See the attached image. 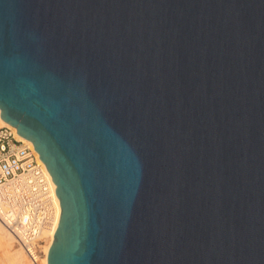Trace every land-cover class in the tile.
I'll use <instances>...</instances> for the list:
<instances>
[{
    "label": "water",
    "instance_id": "95a60500",
    "mask_svg": "<svg viewBox=\"0 0 264 264\" xmlns=\"http://www.w3.org/2000/svg\"><path fill=\"white\" fill-rule=\"evenodd\" d=\"M0 116L47 264H264V0H0Z\"/></svg>",
    "mask_w": 264,
    "mask_h": 264
},
{
    "label": "built area",
    "instance_id": "2783aa9c",
    "mask_svg": "<svg viewBox=\"0 0 264 264\" xmlns=\"http://www.w3.org/2000/svg\"><path fill=\"white\" fill-rule=\"evenodd\" d=\"M56 217L54 192L34 146L0 126V220L32 264L44 254Z\"/></svg>",
    "mask_w": 264,
    "mask_h": 264
},
{
    "label": "bare ground",
    "instance_id": "6f19581e",
    "mask_svg": "<svg viewBox=\"0 0 264 264\" xmlns=\"http://www.w3.org/2000/svg\"><path fill=\"white\" fill-rule=\"evenodd\" d=\"M1 125H10L12 126L17 133V129L16 126L10 124L8 121L4 120L1 116H0V126ZM18 138L29 142L30 144L33 145V142L31 139H28L24 136H21L17 133ZM34 146V145H33ZM36 150V149H35ZM37 156L39 158V160L42 162V164L45 166V164L43 163V161L41 160V158L39 157V152L36 150ZM46 168V166H45ZM47 175L51 184V188L54 192V202H55V206H56V217H55V223L53 226V229L50 232H47L46 235L48 236V238L46 239L45 245H44V254L45 256L39 260V262L37 264H47V255H48V250L49 247L52 243L53 240V233L56 230L57 226H58V222H59V217H60V203H59V199L55 193V188H56V184L54 183V181L51 178L50 173L48 172L47 168ZM0 264H32L30 262V260L27 258L24 250L14 242V238L13 236L10 234V232L5 228V226L3 225V223L0 220Z\"/></svg>",
    "mask_w": 264,
    "mask_h": 264
},
{
    "label": "rangeland",
    "instance_id": "374dc122",
    "mask_svg": "<svg viewBox=\"0 0 264 264\" xmlns=\"http://www.w3.org/2000/svg\"><path fill=\"white\" fill-rule=\"evenodd\" d=\"M15 242V241H14ZM16 243V242H15ZM17 244V243H16ZM28 258V257H27Z\"/></svg>",
    "mask_w": 264,
    "mask_h": 264
}]
</instances>
